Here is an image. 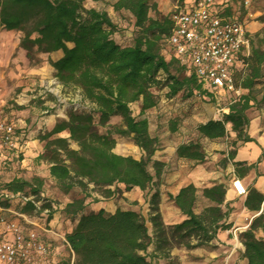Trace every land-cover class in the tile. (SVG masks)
I'll list each match as a JSON object with an SVG mask.
<instances>
[{
    "label": "trees",
    "instance_id": "1",
    "mask_svg": "<svg viewBox=\"0 0 264 264\" xmlns=\"http://www.w3.org/2000/svg\"><path fill=\"white\" fill-rule=\"evenodd\" d=\"M87 0H0V23L7 31L22 33L20 47L32 60L34 53L63 51L57 61L49 58L55 76L63 86L79 89L94 108L75 112L70 110L58 118L54 127L37 136L44 143L38 159L49 166V175L58 188L68 194L79 188L82 197L68 201L61 213L75 226L66 231L69 256L54 264H153L151 258L163 255L176 247L195 249L215 239L222 231L232 228L228 222L232 208L226 202L227 186L217 183L203 189L210 202L200 213L195 211L197 188L193 183L183 186L170 199L185 219L166 226L158 212L150 216L152 233L135 210L116 207L113 213L87 211L89 187L99 189L103 198L116 197L134 188L146 190L153 179L161 175L162 163L154 162L155 175L148 168L158 150V139L149 132V120L133 115L131 104L141 102L140 114L157 106L153 89L167 90L168 97L180 92L192 96L205 93L212 96L192 72L189 63L172 54L167 59L163 45L171 33L170 17L150 15L148 0H118L116 10H125L134 17L133 43L122 45L114 39L116 26L105 12L86 9ZM104 1V0H92ZM182 4L185 0H181ZM157 13V12H156ZM230 16V10H224ZM264 78V27L251 40L248 56L235 73V81L242 95L232 101L222 119H210L197 127L199 136L220 140L230 132L235 134L228 158L237 178L243 179L257 170L261 158L248 164L236 161L238 142H254L248 129V110L253 106L254 87ZM97 116V122L94 120ZM119 117V125H110ZM230 125L228 130L227 125ZM100 128H104L102 131ZM67 133L68 136H61ZM115 136L130 137L145 152L146 159H135L115 153ZM76 144V148L72 147ZM180 159L201 163L205 151L199 142L180 144ZM264 156V153L263 155ZM257 175H260L257 172ZM44 178L31 179L15 176L4 184L0 192L42 195ZM120 185L124 186L122 190ZM158 193L152 198V207L158 206ZM41 210L48 209L47 220L53 218L56 204L43 198ZM14 202L0 198V204L12 207ZM244 206L256 216L248 228L238 235L243 247L241 257L246 264H264V194L255 187L248 188ZM31 216L30 203L13 206ZM262 235H259V233ZM154 244L151 253L149 246ZM51 252V249H50Z\"/></svg>",
    "mask_w": 264,
    "mask_h": 264
},
{
    "label": "rangeland",
    "instance_id": "2",
    "mask_svg": "<svg viewBox=\"0 0 264 264\" xmlns=\"http://www.w3.org/2000/svg\"><path fill=\"white\" fill-rule=\"evenodd\" d=\"M118 0L92 1L87 0L84 4L86 9H95L99 12H105L117 28V32L113 36L114 39L122 45H131L135 31L134 17L125 10H116L114 4ZM152 17L164 16L170 17L174 10L182 5L181 0H148ZM221 10H230V16L246 25L252 38H255L264 27V0H217ZM157 12V13H156ZM12 34L13 39H19V46L7 51V45L0 47V104L2 105L3 116L8 115L15 108H23L31 110L32 114L47 109L48 113H53L57 108L62 109L66 114L70 110L81 112L83 110H92V105L88 100L84 99L81 91L74 87L63 86L55 76V69L50 65L49 58L46 53H34L32 60L28 59L26 51L20 47V39L22 33L15 32ZM15 35V37H14ZM11 33L7 35L6 43L10 45L8 39ZM18 37V38H17ZM23 54L20 55V50ZM163 54L169 59L172 50L166 42L163 45ZM10 58L12 59L10 61ZM207 90V89H206ZM157 95V106L147 110L144 115L140 114L141 102L131 104V110L135 117H146L149 120V132L152 137L158 139V150L155 152L151 161L148 162V168L155 175L154 162L162 163L161 175L156 176L146 190L142 191L138 188L126 196L119 194L114 197L116 207L123 209H131L139 212L145 220L150 234L152 233V224L150 216L158 212L163 223L171 226L182 222L185 217L181 214L179 208L170 199V195H176L180 188L193 183L197 188V201L195 211L200 213L210 202L204 198L203 189L217 183H223L229 188L232 180L237 177L235 167L228 158V152L232 149L231 143L235 134H230L220 140H208L199 136L197 131L198 125L205 123L210 119H222L223 113L219 108L227 107L230 100L234 98L224 99L223 95L212 93L209 96L205 93H195L187 96L186 93L180 92L174 97L167 96V90L153 89ZM253 106L248 110L247 115L250 119L249 131L254 134L264 133V78L254 87ZM52 111V112H51ZM32 115H30L31 117ZM60 117V118H64ZM58 119V118H57ZM97 122V116L94 115ZM30 121H32L30 119ZM121 119L114 117L110 121V125H119ZM255 125L256 128L252 129ZM230 130V125H227ZM104 131V128H100ZM49 130H45L46 132ZM61 136L67 137L66 133ZM116 144L114 152L124 156H132L135 159H146L145 152L130 137L115 136ZM201 143L205 151V160L201 163L180 159L177 156V147L183 143L189 142ZM43 147L44 143L41 142ZM244 144L238 142L241 147ZM72 147L76 148V144L72 143ZM44 149V148H43ZM26 147L24 149V152ZM24 152L11 160H0V181L2 184L12 180V175H19L26 179L33 176L28 173L27 167H24L23 160L26 159ZM43 152V151H42ZM41 174L44 178L42 188V198L53 201L56 204L53 217L60 215L58 224L63 225L61 233L66 236V231L73 227L70 220L66 218L61 210L64 205L71 200L72 197L83 193L79 188L71 190L70 197L64 194L57 186L55 181L49 175V166L46 162L41 161L37 157ZM30 166L36 161H30ZM23 166V167H22ZM247 186V184L244 182ZM249 188V186H247ZM123 190L124 186L120 185ZM157 192L158 206L152 207V196ZM90 197L86 204L87 211H91L94 200H102L101 191L93 189L91 185L88 190ZM105 200L107 198H104ZM112 199V198H111ZM110 199V200H111ZM17 202L14 201V205ZM12 206L13 209H15ZM16 210V209H15ZM6 217L10 220L18 221L22 229L26 232L33 228L27 225L15 214L7 213ZM43 221L44 218H39ZM42 224V223H41ZM54 224V223H53ZM231 229L228 232L223 231L221 235L223 241L218 236L209 243L195 249L186 247H176L173 250L152 259L153 264H243L241 257V243L233 236ZM2 235H0V240ZM51 249L48 257V263H59L62 259L69 256L68 245L58 239H45ZM235 241L239 244H236ZM60 248L57 249L56 247ZM154 244L149 246L148 252L151 253Z\"/></svg>",
    "mask_w": 264,
    "mask_h": 264
},
{
    "label": "built area",
    "instance_id": "3",
    "mask_svg": "<svg viewBox=\"0 0 264 264\" xmlns=\"http://www.w3.org/2000/svg\"><path fill=\"white\" fill-rule=\"evenodd\" d=\"M170 20L171 33L166 42L171 55L187 61L210 93L230 95L234 99L229 104L241 96L243 91L236 85L235 73L243 66V57L248 56L251 49L252 36L246 25L225 16L217 0H185L173 11ZM227 107L219 111L224 112ZM24 146L21 132L3 116L0 104V160L17 157L24 152ZM231 187L239 197L248 194V187L237 177ZM0 198L20 205L30 203L36 214L40 212L31 216L0 204V264H49L50 247L45 239H58L68 245L66 236L53 224L54 217L47 220L49 210H41L42 197L2 190ZM7 213L15 214L33 228L25 232L18 221L6 217ZM39 218H44L42 224ZM245 230L236 228L234 238L238 240V235Z\"/></svg>",
    "mask_w": 264,
    "mask_h": 264
},
{
    "label": "crops",
    "instance_id": "4",
    "mask_svg": "<svg viewBox=\"0 0 264 264\" xmlns=\"http://www.w3.org/2000/svg\"><path fill=\"white\" fill-rule=\"evenodd\" d=\"M10 33L11 36L8 39L10 45H8V43H6V38L7 35ZM13 33V31L5 30V28L0 23V47H3L6 44L7 51L9 50V48H14V50L18 48L19 39L14 40L12 36ZM19 54H23L22 49L20 50ZM47 55L48 57H50L51 60L57 61L63 56V51L58 50L52 53H48ZM11 60L12 59L10 58V61ZM222 95L224 96V99L228 98V96L231 98V96L228 94ZM30 113L31 110L15 108L14 110H11L8 115H5V118L15 123L18 130L22 134V140L24 141L25 145L24 147H26V150L24 152L26 159L23 160L24 167H27L28 173L30 175L40 176L41 174L38 171L40 167L39 162L37 161V157L42 153L43 145L39 141L37 136L40 132H43L45 130H51L54 127L57 118L65 116V113L62 109L59 108H57L53 113H48V108L38 113H36L35 111L32 114ZM30 115L32 116L30 117ZM30 119L32 121H30ZM256 126L257 125H255L252 129H255ZM249 134L255 139V141L248 142L238 149L236 161H244L248 164H252L256 163L257 160L261 158V162L258 164L257 170H252L246 177L242 179V181L245 182L247 186L255 187L264 194V156H262L264 153V133L259 135L254 134L252 131H249ZM66 135L68 136L67 133ZM30 161H36V163L30 166ZM257 172H259L260 175H257ZM15 176L19 177V175H12L13 178ZM135 189L136 188L132 189L130 192H134ZM130 192H126L123 195L126 196V194H130ZM69 195H71V191L66 196L70 197ZM78 197L80 196L77 195L75 197H72L71 200ZM245 199L246 196H237L231 186L227 188L226 202H228L229 206L232 208V212L230 214L228 222L232 223V230H235L236 228H240L241 230L247 229L252 219L256 216L252 211H249L244 206ZM94 202L95 203L93 204V206H95L92 208L91 211L95 212L99 211L100 209H103L105 213H113L117 206L114 197L107 198L106 200L102 198V200H94ZM88 203L89 202L86 201V204ZM59 218L60 215H55L52 219V222L59 230H62L63 225L58 224ZM75 224L76 222L73 223L74 226ZM223 233L224 232L222 231L218 234V239L220 241H223L221 238V235ZM259 235H262V233L260 232ZM56 248L59 249L60 247L57 246ZM241 251H243L242 246ZM243 264H246L245 259H243Z\"/></svg>",
    "mask_w": 264,
    "mask_h": 264
},
{
    "label": "bare ground",
    "instance_id": "5",
    "mask_svg": "<svg viewBox=\"0 0 264 264\" xmlns=\"http://www.w3.org/2000/svg\"><path fill=\"white\" fill-rule=\"evenodd\" d=\"M235 243H236V244H239V243H237L236 241H235Z\"/></svg>",
    "mask_w": 264,
    "mask_h": 264
}]
</instances>
